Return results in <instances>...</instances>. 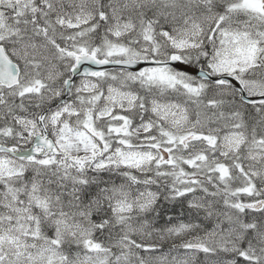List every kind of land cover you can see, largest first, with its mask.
I'll use <instances>...</instances> for the list:
<instances>
[{"label": "snow or ice", "instance_id": "6c2138e0", "mask_svg": "<svg viewBox=\"0 0 264 264\" xmlns=\"http://www.w3.org/2000/svg\"><path fill=\"white\" fill-rule=\"evenodd\" d=\"M0 264H264V0H0Z\"/></svg>", "mask_w": 264, "mask_h": 264}]
</instances>
